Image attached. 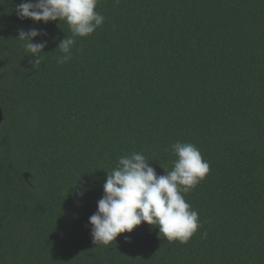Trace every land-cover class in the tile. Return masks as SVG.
Wrapping results in <instances>:
<instances>
[{
    "label": "trees",
    "instance_id": "trees-1",
    "mask_svg": "<svg viewBox=\"0 0 264 264\" xmlns=\"http://www.w3.org/2000/svg\"><path fill=\"white\" fill-rule=\"evenodd\" d=\"M20 2L0 0V264H264V0H99L64 64L68 25ZM21 28L47 33L38 61ZM177 141L210 165L184 194L197 232L93 244L106 172L140 152L163 175Z\"/></svg>",
    "mask_w": 264,
    "mask_h": 264
},
{
    "label": "clouds",
    "instance_id": "clouds-1",
    "mask_svg": "<svg viewBox=\"0 0 264 264\" xmlns=\"http://www.w3.org/2000/svg\"><path fill=\"white\" fill-rule=\"evenodd\" d=\"M118 2V0H117ZM99 0H21L15 6L19 20L48 23L64 21L71 33L56 48L61 55L57 62L72 59L77 38L88 37L105 21L96 10ZM47 33L39 28L19 29L16 39L22 42L27 55L38 61L47 47ZM40 38V39H36ZM176 159L171 169L158 175L143 153L121 156L116 166L106 172L103 195L97 210L89 217L93 244L108 246L121 233H131L141 223L158 229V236L168 241L187 243L201 227L199 214L186 202L188 193L210 171V165L192 143L179 141L170 145ZM83 191L74 195L83 196ZM206 235V234H205ZM130 242L129 237H125Z\"/></svg>",
    "mask_w": 264,
    "mask_h": 264
},
{
    "label": "water",
    "instance_id": "water-1",
    "mask_svg": "<svg viewBox=\"0 0 264 264\" xmlns=\"http://www.w3.org/2000/svg\"><path fill=\"white\" fill-rule=\"evenodd\" d=\"M2 121H3V114H2V109L0 107V124H1Z\"/></svg>",
    "mask_w": 264,
    "mask_h": 264
}]
</instances>
